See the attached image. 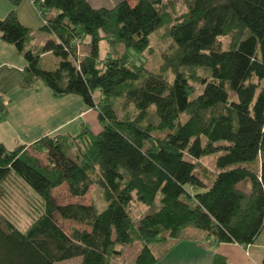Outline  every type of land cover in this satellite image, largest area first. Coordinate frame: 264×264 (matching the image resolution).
I'll return each instance as SVG.
<instances>
[{"label":"trees","instance_id":"16d2710c","mask_svg":"<svg viewBox=\"0 0 264 264\" xmlns=\"http://www.w3.org/2000/svg\"><path fill=\"white\" fill-rule=\"evenodd\" d=\"M9 1L0 35L26 59L22 84L42 79L54 96L77 94L101 130L0 142V199L18 188L29 217L20 227L0 211V264H108L134 241L130 264H153L151 243L189 227L209 242L255 241L264 224V0H178L179 14L176 0H32L48 34L40 46L17 18L20 0ZM158 31L167 45L150 68L143 53ZM208 155L212 168L200 163ZM62 184L71 197L94 185L105 206L60 202L52 190ZM133 200L146 207L137 219ZM59 218L84 227L68 232Z\"/></svg>","mask_w":264,"mask_h":264},{"label":"crops","instance_id":"0c3cea01","mask_svg":"<svg viewBox=\"0 0 264 264\" xmlns=\"http://www.w3.org/2000/svg\"><path fill=\"white\" fill-rule=\"evenodd\" d=\"M101 1L87 0L93 7H111L120 0ZM11 8L9 0H0V18L5 17ZM14 9L18 20L32 31L29 43L40 46L48 35L43 38L40 34L43 33L41 21L32 0H20ZM25 66L24 55L0 35V95L6 108V113L0 116V142L6 148L22 143L29 145L44 135H76L84 127L92 134L101 130L97 113L77 94L54 96L42 79L30 85L22 84ZM261 228L255 241L245 245L209 242L201 231L185 228L178 238L151 243L149 247L155 256L153 264H212L216 256L225 264H260L264 256V224ZM130 244L117 246L120 253L108 264H130L140 248L136 242L138 246L129 251Z\"/></svg>","mask_w":264,"mask_h":264},{"label":"rangeland","instance_id":"374dc122","mask_svg":"<svg viewBox=\"0 0 264 264\" xmlns=\"http://www.w3.org/2000/svg\"><path fill=\"white\" fill-rule=\"evenodd\" d=\"M101 1V0H99ZM110 2L114 1L116 2L117 0H109ZM102 2V1H101ZM176 5H175V12H177L178 14L184 10L183 9V5L181 4L180 1L176 0L175 1ZM174 3V4H175ZM41 36L44 38L46 37L48 34L47 32L43 31V33H40ZM221 41L222 46H226L228 44V36H225L224 38H219ZM167 40L163 37V33L161 31H158V33H154L150 36L149 38V48L147 49V51H145L143 53V57L145 60V66H149L150 68H154L157 66L158 64V55H159V51L163 50L165 48V46L167 45ZM99 52H98V57L103 59V56H105V52H106V48L107 46H105V43L102 41L99 43ZM82 47L83 50H86L87 47L85 46H80ZM54 60V56L51 55H45L42 58V64L45 67H52L53 64H51V61ZM192 86H194V93L197 92L199 90V86H197L195 83L192 84ZM130 107L126 106V109H128ZM123 112L120 111V114H122ZM184 118V115H180L179 120L183 121L182 119ZM154 133V135L161 137L163 135L164 132H152ZM212 158H214V155H208L205 156L204 158L200 159V163L205 164L206 167L212 168ZM195 164H197L196 168H195V173L198 175H201V173H203V167L202 164H200L197 161H194ZM87 194H85L84 196H72L68 195L67 193V187L62 185L57 186V188L53 189L52 192L55 195V197H57V199L60 202H69L72 200L78 201L80 203H91L93 202L97 211H99L100 209H102L105 206V202H103L102 200V194L99 188H96L94 185H91L89 187V189L87 190ZM24 196H23V192L21 190H18V188L14 187V190L12 191L11 195H7L5 194V196L0 199V211L2 213H5L9 218H12L15 222H17V224L20 227H25L26 223L29 220L28 217V212L25 208V204H24ZM146 207L140 203H138L137 201L133 200L132 203L128 206L127 210L129 212V215L131 217V219H137L140 215L144 214ZM59 222L61 223L62 227L67 230L68 232H70L69 228L70 226H78V227H84V225L82 223H76L73 220H63L61 218L58 219ZM136 246V242L134 241L132 244L128 245V250H132V248ZM138 246V245H137ZM136 246V247H137ZM79 256H73L72 258L69 259H63L61 261H57L56 264H79Z\"/></svg>","mask_w":264,"mask_h":264}]
</instances>
